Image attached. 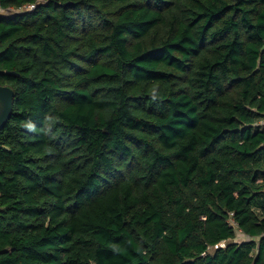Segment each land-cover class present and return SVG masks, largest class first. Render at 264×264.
I'll use <instances>...</instances> for the list:
<instances>
[{
	"label": "trees",
	"instance_id": "1",
	"mask_svg": "<svg viewBox=\"0 0 264 264\" xmlns=\"http://www.w3.org/2000/svg\"><path fill=\"white\" fill-rule=\"evenodd\" d=\"M0 86V264H264V0H0Z\"/></svg>",
	"mask_w": 264,
	"mask_h": 264
},
{
	"label": "water",
	"instance_id": "2",
	"mask_svg": "<svg viewBox=\"0 0 264 264\" xmlns=\"http://www.w3.org/2000/svg\"><path fill=\"white\" fill-rule=\"evenodd\" d=\"M14 106V91L8 86H0V130L8 122Z\"/></svg>",
	"mask_w": 264,
	"mask_h": 264
},
{
	"label": "rangeland",
	"instance_id": "3",
	"mask_svg": "<svg viewBox=\"0 0 264 264\" xmlns=\"http://www.w3.org/2000/svg\"><path fill=\"white\" fill-rule=\"evenodd\" d=\"M3 12V11H2ZM245 239V236L242 235L240 232L237 233V236L236 238L232 241L234 243H239V242H242L243 240ZM230 241H226V242H223L221 244H219L218 246L216 247H211L210 248V252L211 253H214L219 247H226L227 244H229Z\"/></svg>",
	"mask_w": 264,
	"mask_h": 264
},
{
	"label": "built area",
	"instance_id": "4",
	"mask_svg": "<svg viewBox=\"0 0 264 264\" xmlns=\"http://www.w3.org/2000/svg\"><path fill=\"white\" fill-rule=\"evenodd\" d=\"M34 7H35L34 5H30V6L27 7V9L31 10V9H33ZM245 238H247V237H245Z\"/></svg>",
	"mask_w": 264,
	"mask_h": 264
}]
</instances>
